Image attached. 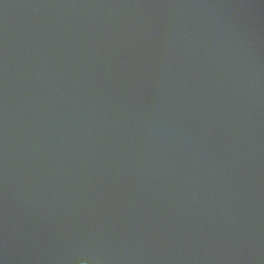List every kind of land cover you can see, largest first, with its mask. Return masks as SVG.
Masks as SVG:
<instances>
[{"label": "water", "instance_id": "1", "mask_svg": "<svg viewBox=\"0 0 264 264\" xmlns=\"http://www.w3.org/2000/svg\"><path fill=\"white\" fill-rule=\"evenodd\" d=\"M0 264H264V0H0Z\"/></svg>", "mask_w": 264, "mask_h": 264}]
</instances>
